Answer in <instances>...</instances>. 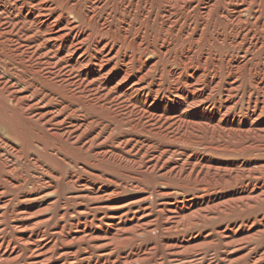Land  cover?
Instances as JSON below:
<instances>
[{
	"label": "rangeland",
	"instance_id": "374dc122",
	"mask_svg": "<svg viewBox=\"0 0 264 264\" xmlns=\"http://www.w3.org/2000/svg\"><path fill=\"white\" fill-rule=\"evenodd\" d=\"M0 10V264L120 262L153 247L132 264H264V228L248 234L264 223V200L172 231L162 213L262 186L264 140L184 138L142 113L264 125V0H0ZM136 150L145 164L162 156L160 167L98 158L132 161ZM209 159L242 167L240 182L204 190L164 177L165 164ZM134 219L145 227L118 245L81 233ZM203 234L214 236L184 255L162 244Z\"/></svg>",
	"mask_w": 264,
	"mask_h": 264
},
{
	"label": "bare ground",
	"instance_id": "6f19581e",
	"mask_svg": "<svg viewBox=\"0 0 264 264\" xmlns=\"http://www.w3.org/2000/svg\"><path fill=\"white\" fill-rule=\"evenodd\" d=\"M30 1V0H29ZM100 1V0H99ZM198 1V0H197ZM203 1V0H202ZM76 2V1H75ZM104 3V2H103ZM102 3V4H103ZM22 4V3H21ZM194 5V4H193ZM20 6V5H19ZM27 6V5H26ZM121 6V5H119ZM232 6V5H231ZM10 7V6H9ZM28 7V6H27ZM94 7V6H93ZM193 7V6H192ZM246 7V6H245ZM6 8V7H5ZM4 8V9H5ZM36 8V7H35ZM230 8V7H229ZM256 8V7H255ZM14 9V8H13ZM12 9V10H13ZM30 9V8H29ZM235 9V8H234ZM3 10V9H2ZM0 10V11H2ZM8 10V9H6ZM28 10V9H27ZM242 10V9H241ZM263 10V9H262ZM204 11V10H203ZM22 12V11H21ZM35 12V11H34ZM244 12V11H243ZM28 13V12H27ZM38 13V12H37ZM91 13V12H90ZM142 13V12H141ZM170 13V12H169ZM238 13V12H237ZM205 14V13H204ZM234 14V13H233ZM236 14V13H235ZM35 15V14H34ZM119 15V14H118ZM232 15V14H231ZM257 15V14H256ZM65 16V15H64ZM106 16V15H105ZM234 16V15H233ZM236 16V15H235ZM24 17V15H23ZM122 17V16H121ZM45 18V17H44ZM177 18V17H176ZM242 18V17H241ZM192 20V19H191ZM5 21V20H4ZM70 21V20H69ZM97 21V20H96ZM49 22V21H48ZM59 22V21H58ZM170 23V22H169ZM126 25V24H125ZM51 26V25H50ZM115 27V26H114ZM165 27V26H164ZM179 27V26H178ZM177 27V28H178ZM9 29V28H8ZM113 29V28H112ZM1 30V29H0ZM3 31V30H2ZM68 32V31H67ZM221 32V31H220ZM79 33V32H78ZM76 34V33H75ZM124 35V34H123ZM142 35V34H141ZM252 35V34H251ZM6 36V35H5ZM164 36V35H163ZM9 37V36H8ZM94 37V36H93ZM195 37V36H194ZM77 38V37H76ZM15 39V38H14ZM18 39V38H16ZM137 39V38H136ZM1 40V39H0ZM257 40V39H256ZM79 41V40H77ZM221 41V40H220ZM139 42V41H138ZM14 43V42H13ZM58 44V43H57ZM60 45V44H59ZM62 45V44H61ZM94 45V44H93ZM120 45V44H119ZM77 46V45H76ZM168 46V45H167ZM28 47V46H27ZM78 47V46H77ZM151 47V46H150ZM55 48V47H54ZM73 49V48H72ZM97 49V48H96ZM30 50V49H29ZM33 53V52H32ZM105 53V52H104ZM187 53V52H186ZM98 54V53H97ZM3 55V54H2ZM95 55V54H94ZM36 56V55H35ZM97 56V55H96ZM100 58V57H98ZM182 58V57H181ZM184 58V57H183ZM87 60V59H86ZM128 60V59H127ZM217 61V60H216ZM78 62V61H77ZM202 62V61H201ZM14 63V62H13ZM126 63V62H125ZM213 63V62H212ZM62 65V64H61ZM54 66V65H53ZM42 67V66H41ZM146 67V66H145ZM127 68V67H126ZM39 69V68H38ZM230 69V68H229ZM102 70V69H101ZM264 70V69H263ZM176 71V70H175ZM69 72V71H68ZM74 73V72H73ZM175 73V72H174ZM160 74V73H159ZM178 75V74H177ZM231 76V75H230ZM67 81L73 82L74 79L71 78V75H68ZM172 78V76H171ZM186 78V77H185ZM236 78V77H235ZM261 78V77H260ZM188 79V78H187ZM193 79V77H191ZM216 79V78H215ZM186 80V79H185ZM258 81V80H257ZM256 81V82H257ZM80 82V81H79ZM85 82V81H84ZM157 82V81H156ZM187 82V81H186ZM189 83H186L188 86ZM208 82V81H207ZM206 82V83H207ZM215 82V81H214ZM240 82V81H239ZM174 83V82H173ZM11 84V82H10ZM98 84V83H97ZM158 84V83H157ZM262 84V83H261ZM3 85V84H2ZM1 85V86H2ZM81 86L83 84H80ZM180 85V83H179ZM237 85V84H236ZM92 87V85H90ZM95 86V85H94ZM103 86V85H102ZM156 86V85H155ZM235 86V85H234ZM83 88V87H82ZM140 88V87H139ZM211 88V87H210ZM261 88V87H260ZM184 89V88H183ZM229 89V88H228ZM249 89V88H248ZM11 90V89H10ZM87 90V89H86ZM208 90V89H207ZM253 90V89H252ZM144 91V90H143ZM179 91V90H178ZM209 91V90H208ZM227 91V90H225ZM52 92V91H51ZM103 92V91H102ZM182 92V91H181ZM207 92V91H206ZM155 93V92H154ZM177 93V92H176ZM189 93V92H188ZM82 94V93H81ZM153 94V93H152ZM201 94V93H200ZM226 94V93H225ZM232 94V93H231ZM117 95V94H116ZM157 95V94H156ZM169 95V94H168ZM196 95V94H195ZM193 95V98H195ZM20 96V95H16ZM111 96V95H110ZM204 96V95H203ZM114 97V96H113ZM149 97V96H148ZM201 97V96H200ZM205 97V96H204ZM12 98V97H11ZM137 98V97H136ZM179 98V97H178ZM63 99V98H62ZM191 99V98H190ZM154 100V99H153ZM16 101V100H15ZM109 101V100H108ZM28 102V101H27ZM65 102V101H64ZM104 102V101H103ZM182 102V101H181ZM230 102H232L230 100ZM102 103V102H100ZM137 103V101H136ZM147 103V102H146ZM145 103V105H146ZM156 103V102H155ZM167 103V102H166ZM179 103V102H178ZM139 104V103H138ZM184 104V103H183ZM213 105V104H212ZM217 105V104H216ZM27 106V105H26ZM150 106V105H149ZM182 106V105H181ZM203 106V105H202ZM219 106V105H218ZM248 106V105H247ZM252 107V106H251ZM261 107V105H260ZM74 108V107H73ZM114 108V107H113ZM132 108V107H131ZM130 108V109H131ZM222 108V107H221ZM239 108V107H238ZM248 108V107H247ZM255 108V107H254ZM252 108V109H254ZM169 109V108H168ZM181 109V108H180ZM210 109V108H209ZM251 109V110H252ZM182 110V109H181ZM240 110V109H239ZM166 111V110H165ZM212 112V111H211ZM247 112V111H246ZM17 113V112H16ZM149 119V123L152 126H158L162 129H173L174 132L180 133V136L184 138H190L191 136L198 135L201 132L207 131L211 137H217L219 139L225 138L227 140L235 141H248L249 139L253 140H264V125H257L253 123V121H248L247 123H242L238 121H208L204 118H197L192 115L181 114L177 117H169L163 115L158 112L156 107L144 108L142 112ZM164 113V112H163ZM179 113V112H178ZM186 113V112H185ZM192 113V112H191ZM210 113V112H209ZM233 113V112H232ZM169 114V113H168ZM221 114V112H220ZM238 114V113H237ZM240 114V113H239ZM248 114V113H247ZM27 117H30L32 112L25 113ZM174 115V114H173ZM21 116V115H20ZM50 117L54 119H58L54 114ZM205 117V116H204ZM216 117V116H215ZM248 117V116H247ZM250 117V116H249ZM208 118V117H206ZM24 119V118H23ZM243 119V118H242ZM253 119V118H252ZM46 120V119H45ZM250 120V119H249ZM56 121V120H55ZM27 123V122H26ZM33 124V123H32ZM37 125V124H35ZM48 127V126H47ZM52 127V126H51ZM84 128V127H83ZM63 130V129H62ZM56 131V130H55ZM64 131V130H63ZM30 132V131H29ZM53 132V131H52ZM33 133V132H31ZM30 133V134H31ZM29 134V136H30ZM55 134V133H54ZM71 133L64 134H55L54 136L64 140H70ZM53 137V136H52ZM76 138V137H75ZM74 138V139H75ZM147 138V137H146ZM73 139V140H74ZM86 139V138H85ZM89 139V138H88ZM87 139V140H88ZM151 139V138H150ZM147 140V139H146ZM72 141V140H71ZM136 141V140H135ZM134 141V142H135ZM153 141V140H152ZM84 142V141H83ZM148 142V141H147ZM155 142V141H154ZM159 142V141H158ZM11 144V143H10ZM89 142L88 145H90ZM248 144V143H247ZM15 145V144H14ZM7 148V147H6ZM113 148V147H112ZM194 148V147H193ZM89 149V148H88ZM108 149V148H107ZM114 149V148H113ZM136 149V148H135ZM180 149V148H179ZM215 152H224L229 148L226 146H215L212 148ZM2 150V149H1ZM183 150V149H182ZM186 150V149H185ZM133 150L127 151V153H132ZM143 151V150H142ZM134 152V151H133ZM55 153V152H54ZM95 153V152H94ZM121 153V152H120ZM115 151L107 152L102 151L98 154V158L101 162L108 163L110 165L117 166H129L132 167H146V171L148 173L155 172L159 167L160 163H162V156L154 157L151 161L145 164L142 159V154L140 150H136V154L134 155V159L128 160L124 156V154H120ZM20 154V153H19ZM33 155V154H32ZM35 156V155H34ZM153 156V155H152ZM185 156V155H184ZM208 156V155H207ZM37 157V156H36ZM193 157V156H192ZM202 158V157H201ZM139 159V161H137ZM148 159V158H147ZM199 159V158H198ZM206 159V158H205ZM217 159V158H216ZM35 160V159H34ZM33 160V161H34ZM60 161V160H59ZM66 161V159H65ZM181 161V160H180ZM199 161V160H198ZM244 161V160H243ZM240 163V162H239ZM257 165V164H256ZM100 166V165H99ZM244 166V165H243ZM101 167V166H100ZM246 167V166H245ZM89 168V167H88ZM87 168V169H88ZM166 170L164 177L168 180H171L175 185H196L197 187L203 186L204 190H208L213 187H230L233 184H238L242 177V167H234L231 164H223L222 162L215 161L214 159H209L207 162L199 161L197 164H194L189 160L183 162L182 164H175L172 166L171 164H165L162 167ZM263 167L259 168L262 169ZM90 169V168H89ZM162 169V170H163ZM51 170V169H50ZM254 170H258L257 168ZM43 171V170H42ZM250 171V170H248ZM133 173V172H132ZM50 174V173H49ZM100 174V173H99ZM255 175V174H254ZM3 178V177H2ZM71 178V177H70ZM77 178V177H76ZM74 179V178H73ZM12 181V180H10ZM253 182V181H252ZM91 183V182H90ZM165 183V182H164ZM168 184V183H167ZM261 184V183H260ZM74 185V184H73ZM253 185V184H252ZM104 189V188H103ZM114 189V188H113ZM147 189V188H146ZM216 190V189H215ZM105 193V192H104ZM103 194V193H102ZM193 195V194H192ZM199 196V195H198ZM144 197V196H143ZM185 197V196H184ZM152 198V197H151ZM212 198V197H211ZM209 199L208 202H203V204L199 203H183L178 206L167 207L162 210L164 219L167 221V226H169L168 230L172 231L179 227H188L193 224H196L197 221H204L210 218L213 213H228L231 209L239 208L242 204L249 203L250 200L263 201L264 200V184L256 188L250 186H245V188L241 191L231 192L227 195L223 196H215L214 199ZM183 199V198H182ZM181 200V199H180ZM186 201V200H185ZM157 210V209H156ZM89 219V218H88ZM140 219V218H139ZM121 220V219H120ZM124 220V219H123ZM80 221V220H79ZM86 221V220H85ZM126 221V220H125ZM222 221V220H221ZM254 221V219H253ZM119 222V221H118ZM117 223V222H116ZM77 225V224H76ZM101 225V224H99ZM69 226V225H68ZM80 226V225H79ZM87 226V225H86ZM111 226V225H110ZM252 226V225H250ZM85 227V226H84ZM145 226L140 222V220L134 219L131 222H123L120 221L118 224L113 225L108 232L104 231L102 227L96 230L91 228H84L81 233L87 234L86 236L89 238H99L103 240H107L111 245H118L126 240H129L130 237L137 235ZM150 228V227H149ZM238 228V227H237ZM264 228V223H261V226L258 229H253L248 231L249 235L261 232V229ZM78 229V228H77ZM76 229V230H77ZM62 230V229H61ZM217 230V229H216ZM231 230V229H230ZM237 230V229H236ZM263 230V229H262ZM70 231V230H69ZM232 231V230H231ZM61 232V231H60ZM213 232V230H212ZM222 232V231H221ZM233 232V231H232ZM68 234V233H67ZM192 234V233H191ZM69 235V234H68ZM195 235V234H194ZM199 235L197 237L189 238L187 236L182 237H174L169 238L162 241L164 247H175L179 255H184L187 251L196 250L198 247L207 242V240L212 239V237ZM246 235V234H245ZM40 236V235H39ZM43 236V233L41 237ZM79 236V235H78ZM239 236V235H238ZM257 236V235H256ZM44 237V236H43ZM58 237V236H56ZM77 237V236H76ZM233 237V236H232ZM67 238V237H66ZM78 238V237H77ZM57 239V238H56ZM55 239V241H56ZM225 239V238H224ZM234 239V238H233ZM232 239V240H233ZM9 240V239H8ZM12 240V239H11ZM38 240V239H37ZM41 240V239H39ZM49 240V239H48ZM68 240V239H67ZM226 240V239H225ZM35 241V240H34ZM45 241V240H44ZM54 241V242H55ZM13 242V241H12ZM38 242V241H37ZM97 242V241H96ZM215 242V241H214ZM11 243V241H10ZM46 243V242H45ZM15 244V243H14ZM36 247L38 244L36 242H32ZM41 244V243H40ZM51 244V243H50ZM96 244V243H95ZM103 244V243H101ZM42 245V244H41ZM97 245V244H96ZM4 246V245H3ZM48 246V245H47ZM40 247V246H39ZM42 247V246H41ZM84 247V246H83ZM146 247V246H145ZM8 248V247H7ZM12 248V247H11ZM35 248V247H34ZM44 248V247H43ZM152 249H136L130 255H127L124 260L117 261L114 260L112 262H96L94 264H132L133 262L141 259L146 255V252H151ZM16 249V248H15ZM107 249V248H106ZM110 249V248H109ZM31 250V249H30ZM32 250H34L32 248ZM42 250V249H41ZM148 250V251H147ZM14 251V249H13ZM18 251V250H17ZM22 251V250H21ZM43 251V250H42ZM71 251V250H70ZM199 251V250H198ZM4 252V251H3ZM0 246V258H3L7 255V253H3ZM37 252V251H36ZM44 252V251H43ZM72 252V251H71ZM167 252V251H166ZM203 252V251H202ZM12 253V252H11ZM31 253V252H30ZM35 253V252H34ZM213 253V252H212ZM18 254V252H17ZM20 254V252H19ZM117 254V253H116ZM29 255V254H28ZM154 255V254H153ZM117 256V255H116ZM169 256V255H168ZM19 257V256H18ZM46 257V256H45ZM158 257V256H157ZM172 257V256H171ZM199 257V256H198ZM147 258V257H146ZM160 258V257H159ZM173 258V257H172ZM192 258V257H191ZM96 260V259H95ZM103 260V259H102ZM230 260V259H229ZM98 261V260H97ZM159 261V260H158ZM157 261V262H158ZM198 261V260H197ZM23 262V261H22ZM217 262V261H216ZM229 262V261H228ZM227 262V263H228ZM164 263V262H163ZM92 264V263H90Z\"/></svg>",
	"mask_w": 264,
	"mask_h": 264
}]
</instances>
